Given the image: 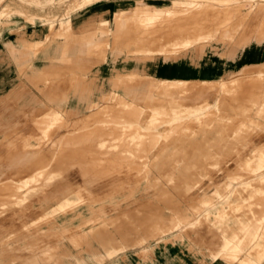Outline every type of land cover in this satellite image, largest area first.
Masks as SVG:
<instances>
[{
    "label": "crops",
    "instance_id": "1",
    "mask_svg": "<svg viewBox=\"0 0 264 264\" xmlns=\"http://www.w3.org/2000/svg\"><path fill=\"white\" fill-rule=\"evenodd\" d=\"M20 1H22L20 7H16V3L5 6L10 10V13L8 14L5 9L0 10L2 12V14H0L1 20L4 18L8 19L11 16H19L24 20V25L19 26L17 29L7 27L8 32L5 34L2 33V28L0 29L1 106L4 107L5 102L8 100L11 101L16 99V97L19 96L18 94L23 91L24 82L19 77L22 72L26 74V70L30 69L29 71L31 74L27 75H30L28 78L35 85L39 76L36 72L34 73L35 76H33V72L35 71L34 68L37 69L36 65H38L37 62L39 61L44 63V67L43 69H41L42 67L39 68L40 70L38 73L42 75L41 79L43 80V84L45 83L47 86L51 80L44 75L49 76L55 64L59 63L55 61L56 59L59 61L61 60L60 62L66 61L67 70L78 74L80 71L83 73V68L86 65H89L93 59H101L102 57L103 61L97 62V72L100 79L105 82L114 76L113 80L115 83H111L110 85L112 91H115V89H121L122 91V93L118 95L122 97V99L115 98L114 102L111 104L112 107L108 109L107 114L109 115V121L107 120L103 123H110L112 119L115 120L117 117L125 118L127 115H131L134 118L133 121L128 123L129 125L123 126L122 124V129L126 128L146 131L129 135L128 137H130L132 142L134 141V143L137 144L147 143L151 145L163 140L167 145L164 144V148L159 151L160 153L157 156H136L138 154L128 156V154L132 153H151L154 148L143 150L140 148L125 149L119 146L122 144H117L114 141L111 142L112 140H98L99 135L104 136L106 132L104 134L102 132L107 130L106 126L100 128L92 126L94 123H101L100 120L104 114L101 112L98 114L99 116L87 119L89 124L85 123L77 129V131L80 132L91 130V133L87 134L79 132L78 135L74 137H69L68 135L66 138L62 135L57 138L58 148L56 149H54V140H52L49 149H43L38 153L32 151H35L36 149L40 150L42 148H33L32 146L34 145L31 141H28L27 143V137L24 139L23 145L21 143L18 145L17 142H8V147L19 146L20 150L18 154L9 150L4 159L0 158V161L2 162L0 163V197L6 198V196H9L11 198V195L20 193L16 187L10 186L12 182L22 185L26 181L25 178H36L41 175L40 173H42V171L32 169L31 165H27L28 161L31 159L34 160V158L31 157L35 154L42 157L43 162H52V160L58 159V161H70L72 163L122 161H131L132 163L134 161L165 163L226 161L230 159L226 157H202V155L206 153H212L215 146L219 147V144H224L222 139L225 138L226 135L225 122L215 121V124H204L203 121L205 119L202 117V113L207 114L212 111L207 110V106L210 104V99L216 97L213 92L221 91L218 89L219 85H221V89L230 84V92L232 93L235 92L234 90L237 88H239V90L236 92L237 95L235 97H230L228 99L224 98L219 102L217 101V103L215 102L217 107L214 109L217 108L220 110L224 107L222 109L224 112H235L233 114L234 118L242 120L243 116L240 115L241 113L253 110V108H249L251 107V102L256 104L254 101L255 99L261 100L263 98L262 107L258 110H254V113L256 116L264 114V12H261V10L256 11L255 14L250 16L249 13L254 9H245L244 13H242L243 15L236 17L231 25L234 34L230 35V41L224 40L223 42H219L213 41V36L207 41H204V34L213 35L211 31H213L214 23H216L214 22L215 19L218 18L221 20V18L224 17L222 15H224V13L229 14L230 11H224L223 9L221 10V15H210L206 8L191 11L186 8V5L190 4L186 2L188 0L185 2L181 0H153L150 3L136 1L132 8H128L124 0H95L83 6L80 5L86 0H74L72 4L71 0H63L64 2L61 0ZM55 2L67 4L64 13L62 14V18L59 17L57 21L50 16V13L39 15L35 12L28 11L30 8L48 7ZM74 12L77 13L71 16ZM247 16H249V19H247ZM225 19H227V22L229 21V17H225ZM55 22L58 24V28L56 29ZM98 24L99 26L107 27L105 33L112 37L110 39L106 37V39L101 41V43H104L107 46L106 50L108 52L100 49L96 53V48H94V50L91 49V47L95 46L96 42L93 34H101L99 28L95 29ZM109 25H111L110 28ZM239 31L241 34L239 37H235ZM39 34H42L41 38H39ZM80 40H85L86 42L83 43L80 42ZM58 41H61V43ZM229 42H233V45H229ZM246 69L249 71L248 74L246 73ZM131 71H142L144 74L142 75ZM234 75L238 77H233ZM243 75H245V77H242ZM33 79L35 82H33ZM79 79V75L77 77H68L69 83H66L62 88L77 91L80 87L78 82ZM137 79H150L153 83L149 82V84H145L144 81H138ZM132 81L139 83L140 88L129 83ZM157 81L159 84L156 85L155 89L161 90V93L157 95L153 94L152 97L161 96L162 94V99L159 100V105L158 103H155L152 112L145 109L135 110L133 103L126 102L125 98H127V96L137 98L147 97L150 104H152L151 102L153 100L151 99L154 98L150 97V85ZM170 83H182V85L174 87L170 85ZM53 87L54 86L50 85L47 89L50 90ZM179 89L181 90L184 100H180L179 97L181 93L175 91ZM42 90H44V87H42ZM187 94L194 97V100L192 101L198 100L199 103L197 105H200V107L197 105H187L186 107ZM47 96L48 99L51 100L50 97L52 95L47 93ZM239 96L243 97L244 100L237 98ZM61 103L67 104V99ZM226 103L230 104V110ZM166 104H170V109L173 111H169L171 112L169 116L165 115L166 113L163 110V107H165ZM177 104L180 106H176ZM183 107L186 109L185 113L180 114L182 110L179 112L178 109ZM1 108L0 113H4V109ZM49 114L57 115L61 119L64 118L63 123L68 121L67 111L66 113H63V111H54ZM49 114H46V116L41 119V122L38 125H35L34 128L46 129L48 126L47 115ZM146 114H148L144 119L146 123L145 125H142V118ZM167 117L169 120H167ZM256 119L257 117H254V120L253 118H249L250 124L263 128L264 123L260 124ZM63 123L56 126V128L63 127ZM242 123L244 127H246V122L242 120ZM164 124L169 128L174 127L178 129L195 130L196 133L190 136H197L194 141L190 142L188 139H184L185 141L182 140L178 142V145L174 147L172 145L169 147L171 144L176 143L171 141L174 137H171L167 141L166 138L172 136L171 134L176 131L173 129L168 131V134L160 133L159 128L163 127ZM53 129H55V127ZM89 136L92 138L87 140ZM190 136L189 138H191ZM53 138L54 137H52V139ZM142 138H147L148 141H142ZM117 140L125 142L123 138ZM213 140L217 143H214ZM73 141L74 144L72 145ZM85 144H91L94 145V147L83 151L79 149L72 150L73 147H79ZM187 144H193L195 148H186ZM201 144H205L207 148H204ZM254 144L263 145L264 138L263 141L255 142ZM23 146V150L26 149L27 146L33 148L28 149L31 159L27 157L26 152H22ZM219 148L216 150V153L220 151ZM3 151L5 152V150ZM221 151L224 152L227 150L222 148ZM74 152L78 154V156H59V158L52 159V157H55L56 155L58 156ZM164 153H168L169 155H163ZM43 154L47 155V157H44ZM100 154H103L104 156H98ZM249 160L253 161L257 159L249 158ZM16 161L26 163L24 166L21 163L19 164L18 167H20L19 170L21 171L19 172L18 170L19 175H16L17 173L14 171L6 173L5 171L9 170H7V168L5 170L4 165L8 164L11 167L10 163ZM16 176H23V178L19 180V178H15ZM127 176H131V174L120 176L114 182L108 183L105 186L112 188L121 185L122 182L125 181L124 178ZM150 176L161 177L163 175L154 174ZM78 177L79 175L77 173H68L67 177H64L68 179L66 183L59 180V176L55 177L57 179L52 184L53 189L50 190V192L46 191L40 192V194H34V189H28V192H23L24 194L27 192L23 198H18L24 199L25 201H17L16 203H13L17 205H13L10 202L9 211H6L4 205L0 206L1 215H12V217H14L12 222H8L7 225L9 227L0 226V232L3 233V237L10 234V231H4L3 228L8 227L13 230H18V233L22 232L10 241L9 247L0 248V264H13L14 259H11V262H5L3 259L9 254L13 255L16 251L21 250H32L33 258L28 261L29 264H41L37 257L38 251L36 244L45 241L44 236H51L53 232H62L60 235L66 234L67 231H69L67 228L68 224L84 218V213L81 211L83 208L85 211H95L94 208L98 202L92 203L89 201L80 204L82 207L79 211H73V208H71L67 212H58L50 218H47L48 220L45 219L42 222H38L40 217L36 216L34 213L21 214L22 211H35V209L41 207L38 206L36 208V205L41 202H43L44 205H47L46 209L48 210L54 205L52 199L55 197L57 198L58 195L63 196L66 193H76V191L69 185H71V182L75 181ZM136 177H138V175H136ZM143 186L144 188H148V183ZM99 192L108 193L110 190L100 189ZM48 195L50 197H48ZM32 197H37V199L31 202ZM48 199L51 202H48ZM112 204L114 205V210H119L118 200L116 203L112 202ZM100 212L103 211L101 210ZM254 214L255 216L257 215L256 212ZM30 216L33 217L31 218ZM121 218H128V215L126 213H121V215L117 217L106 219V224L99 227H93L91 232L84 231L81 236L70 237V242L72 243L71 249L59 244L55 246L50 245L41 251L42 256H44L49 262L53 260L54 256H60L71 258L66 264H90L87 258L79 256L81 252H93L98 251L99 249H104L107 253L106 258L112 259L118 251H121L126 247V242H128L129 230L125 226L117 223ZM1 219L2 216L0 217V225H4L1 224ZM233 220L235 222L233 231L230 232V252L234 251L232 246L239 245L240 240L243 241L242 237H244V234L241 235L242 231L249 230L250 233H253V235L256 236L261 233L262 230H260V228L256 230L250 226L264 225L263 217L254 219L234 218ZM136 221V238H139L140 235H148L149 233H140L139 218H137ZM86 222H88V220H85L81 225L85 226L87 224ZM33 224H35L33 228L29 229ZM17 226H19V228H17ZM24 227L28 228L23 229ZM118 236H126L127 239L124 237L118 238ZM238 236L241 238H238ZM85 241L86 246L83 245ZM94 242L97 243L98 246H94ZM116 242L120 244V247L115 246ZM257 242H259L260 248L258 251L252 252L251 255L253 258L257 259L258 264H264V231L260 234ZM231 243H233V245H231ZM130 245L134 246L135 243ZM148 248L153 250V247L151 246L141 249L147 251ZM74 251H76V253ZM112 252L115 253V255L109 258L108 255ZM249 254L250 251L245 252L241 255V260L247 258V255L249 256ZM209 263L240 264V262L227 263L222 260H215L213 259V256L212 261ZM57 264L64 263L60 261ZM163 264H165V262ZM166 264L170 263L168 262Z\"/></svg>",
    "mask_w": 264,
    "mask_h": 264
},
{
    "label": "rangeland",
    "instance_id": "2",
    "mask_svg": "<svg viewBox=\"0 0 264 264\" xmlns=\"http://www.w3.org/2000/svg\"><path fill=\"white\" fill-rule=\"evenodd\" d=\"M64 2L63 0H61ZM74 0H71V4ZM116 1V0H113ZM119 1V0H118ZM127 4L128 8H132L136 1H143L145 3H150L153 0H124ZM186 1V0H181ZM190 4L186 5V8L188 10H196V9H207L208 13L210 15H221V10L224 9V11L229 10V14L222 15L224 17L220 19L216 18L214 22V27L212 34L213 35H206L204 34L203 40L207 41L209 38L213 36V41H219L223 42L224 40L230 41V35L234 34L233 29H231V25L235 21L236 17L242 16L245 11V9L253 8L249 14L252 16L256 13V11L261 10V12H264V0H188L187 1ZM12 3H16V7H20L22 1L20 0H1L0 1V10L5 9L7 11L6 13H10V10H8L5 6L6 5H13ZM24 3V2H23ZM195 3V4H194ZM200 3V4H199ZM69 4V3H68ZM88 4V3H87ZM198 4V5H197ZM86 5V3H82L80 6ZM201 5V6H200ZM67 6L65 3H57L44 7V8H30L28 11L35 12L39 15H43L46 13H50V16L55 19V21L58 20L59 17L62 18V14L64 13V9ZM197 6V7H196ZM200 7V8H199ZM222 7V8H221ZM237 8V9H236ZM234 11H233V10ZM241 10V11H240ZM260 12V13H261ZM77 12H74L71 14L74 15ZM0 14L2 12L0 11ZM208 14V15H209ZM212 17V16H211ZM229 17V21L227 22V19ZM249 16H247V19ZM246 19V20H247ZM1 20V19H0ZM7 24V25H6ZM24 25V20L19 16H11L8 19H2L0 23V29L2 28V33H7V27L12 29H17L19 26ZM111 25H109V28ZM58 28L57 22H55V29ZM99 28V32L101 34H96L95 36V46L91 47V49L94 50L96 48L95 52L99 51L100 49L106 50V45L104 43H101L102 40L112 38L111 36H108L106 32L107 27L105 26H99V24L95 27ZM95 31V30H94ZM75 32V31H74ZM241 32L239 31L238 34H236L235 37H239ZM102 37H101V36ZM206 35V36H205ZM42 34H39V38H41ZM261 36V34H260ZM255 37V36H254ZM81 38V37H79ZM61 43V41H58ZM80 42L85 43L86 41L80 40ZM210 43V42H208ZM258 43V42H257ZM207 44V43H206ZM229 45H233V42H229ZM107 51V50H106ZM108 52V51H107ZM92 55V54H91ZM56 59V58H55ZM93 59V58H92ZM56 63L55 66L52 68V71L50 75H44L47 78H50V82L46 86V84H43V80L41 79V76L39 72V68L43 69L44 63L39 61L37 62L38 65H36V68H34L33 76L36 74L39 76L36 80L35 85L31 82V80L28 78L27 74H31L29 71L30 69L26 70V74L22 72L19 76L23 82H24V89L21 91L16 97V99L8 100L5 102L4 107L0 105V108L2 107L4 109V113H0V158L4 159L6 157V154L10 150L11 152H15V154L19 153V146H11L8 147V142H17L24 144L23 141L27 137V143L28 141L32 142L34 146L33 148H42L40 150L36 149L35 151H32L34 153L41 152L43 149H49L51 147L52 140H54V149L58 148V141L57 138L64 135V138H66L68 135L69 137H74L78 135L80 131H77L79 127H81L83 124L87 122V119L94 118V116H99L98 114L103 112L102 118L100 120L101 123L104 121H109V115L107 114L108 109L112 107V103L114 102V99H122V97L118 96L122 93L121 89H115V91H112L111 89V83H115L113 80L114 76L111 77L108 81L103 82L100 79V76L97 72V65L98 61L102 62L103 58L101 59L95 58L92 60L89 65H86L83 68V73L80 71V73L76 74L75 72H71L70 70H67L66 68V61L60 62L58 59L55 60ZM63 63V64H60ZM263 67V66H262ZM131 72H137L139 74H144L142 71H131ZM248 70L246 69V73L248 74ZM80 79L79 82V89L77 91H71L63 89L62 86L66 85V83H69L68 77L78 76ZM238 77V76H233ZM242 77H245L243 75ZM232 78V77H231ZM139 79V78H138ZM137 79V80H138ZM230 80V79H229ZM41 81V82H39ZM53 81V82H52ZM138 81H144L145 84H149L150 79H141ZM33 82L35 80L33 79ZM132 85L138 86L140 88V84L137 82H129ZM137 83V84H136ZM153 83V82H151ZM159 84V82H154V84L150 85V97L153 96V94H160L161 90H156V85ZM54 86L52 89H47L48 86ZM218 87L220 92H213L214 96L209 101V105L207 106V110H212L209 113H202L204 124L211 123L215 124V121H224L226 124V135L225 138L222 139L224 144H219V147L215 146L213 148L212 153H206L202 155L203 158H212V157H226L230 158L226 161H187V162H165L160 163L161 167H153L154 165H157L156 162H145V161H134L133 163L131 161H122V162H92V163H72L70 161L62 162L57 160H52L48 162H43L42 157L35 154L36 156L32 155L31 159L29 155L28 149H33L31 147H26V149L23 150L24 146L22 147V152H26L27 157L31 160L28 161L27 165H31L32 169H38L39 171H42L40 173L42 176H38L34 178L32 182H24V184H17V183H11V187H16L18 194L11 195V198L6 196L0 197V206L4 205V208L6 211H9V204L16 203L17 201L22 202L25 201L24 199H18L23 198L25 194L28 192V189H34V194H40V192H46L53 189L52 184L56 181L59 176V180L66 183L68 179L64 178L67 177L68 173H77L79 175L78 178L75 179V181H72L71 186L73 190L76 191V193L73 194H64L63 196H67L69 198H77L79 199L78 202L73 203L69 205L65 211L56 210L55 212H50V209H46L47 205L43 202L38 203L36 205V208L38 206H41L40 208L35 209V211H22L21 214L25 213H31L35 214L36 216L40 217L38 222H42L47 218H50L51 216L55 215L58 212H67L71 208H73V211H79L81 209L84 202H98L95 205L94 210L95 211H85L84 208L81 210L83 211L84 215L82 219L75 220L73 223L68 224L67 228L69 231H67L66 234L60 235L62 232H53L51 236H44L43 242L37 243V257L40 260L41 264H57L58 262L62 261L64 264L69 262L71 258H65L60 256H54L53 260L51 262L47 261L44 256H42L41 251L45 248L49 247L50 245H61V246H67L68 248H72V243L70 242V237L72 236H81L84 231H90L93 227L101 226L106 224V219H112L114 217H117L121 215V213H126L128 215V218H121L117 221L119 225L125 226L129 230L128 235V242H126V247L118 251L117 254L112 259H107L106 251L104 249H99L98 251H84L81 252L79 255L80 257L87 258L89 260L90 264H163L170 263V264H210L209 262L212 261L213 252L217 251L219 244L221 243V233L217 229L218 225V219L216 218V214L220 211H226L230 214V232L233 231L234 228V218H264V144L263 145H256L255 142H261L264 138V127L261 128L259 126H254L250 124L249 118L257 117V122L260 124L264 123V114H260L259 116H256L254 113V110H258L262 107L263 98L255 99L254 101L256 104H253L251 102V107L253 110L249 112L241 113L240 115L243 116V121L246 122V127H244L241 119L234 118L233 112H224L221 108L218 110L216 103L217 101H221L224 98H230L235 97L237 95V91L239 88L234 90L235 92H230V84L227 87L221 88ZM42 87H44V90H42ZM154 88V89H153ZM191 88V87H190ZM192 89V88H191ZM178 93H181V90H175ZM191 92V91H189ZM47 93H50L52 96L50 97L51 100L48 99ZM190 94V93H189ZM188 95V94H187ZM186 95V107L189 106H195L199 103L198 100H194V97L191 95ZM162 96V94H161ZM161 96L152 97L154 99L150 104L149 99L146 97L143 98H137V97H128L125 98L126 102L133 103V106L136 109H145L150 110L152 112V109L154 110L155 103H158L159 100L162 99ZM191 96V97H190ZM125 97V96H124ZM149 97V98H150ZM241 100H244L243 97L239 96L237 97ZM67 99V104L61 103ZM148 99V100H147ZM180 100H184L183 95L181 93ZM247 99V98H245ZM248 100V99H247ZM257 100V101H256ZM94 102V103H93ZM149 102V106L148 105ZM216 102V103H215ZM226 105L229 107L230 110V104L226 103ZM118 106V105H117ZM170 104L165 105L163 107V110L165 111V115H168L171 113L170 110ZM180 106V105H176ZM200 107V105H197ZM221 106V102H220ZM1 108V109H2ZM180 114L185 113V107L178 109ZM222 110V111H221ZM54 111H63V113H66L67 111V117L68 121L66 123L64 122V118L60 119L59 121L55 122V124L52 126L49 122L46 129H36L34 128L35 125H38L41 122V119L46 116V114L52 113ZM173 112V111H172ZM196 114V113H195ZM148 116V114L144 115L142 120V125H145L146 121L144 120ZM233 116V117H232ZM111 119V118H110ZM133 116L127 115L125 118L117 117L115 120L112 119L110 123H94L92 126L94 127H102L106 126V131L102 132L104 136H100L98 140H112L111 142H115L119 145L121 148L125 149H148V148H154L153 152H140V153H132L128 154V156L133 154H138L136 156L144 157V156H157L161 149L164 148V144L167 145L166 142L163 140L155 143V144H137L132 142L130 140L129 135H132L133 133H143L146 131L143 130H135V129H122L123 126L129 125L128 123L133 121ZM167 120L169 118L167 117ZM256 122V123H257ZM63 123V127L56 128V126L61 125ZM185 125V124H184ZM55 127V129H53ZM53 129V133H52ZM175 129L176 132H173L171 135L166 138V141L169 140L171 137H174L172 142L176 144H171L169 147L173 145H178V142L185 141L184 139H188L190 142L195 140L194 137L190 135H194L196 133L195 130L190 129H178V128H169L165 124L163 127L159 128V132L162 134H168V131H171ZM51 131V132H50ZM91 130H84L80 133H91ZM205 132V131H203ZM47 133V134H46ZM53 134V135H52ZM31 135V136H30ZM45 135V136H43ZM39 136V137H38ZM48 136V137H47ZM189 136L191 138H189ZM52 137H54L52 139ZM123 138L125 142H120L117 139ZM47 138V139H46ZM92 138L89 136L87 140ZM102 138V139H101ZM21 139V140H19ZM96 139V138H95ZM177 140V141H176ZM107 141V142H110ZM142 141H148L147 138H142ZM221 141V140H220ZM171 143V142H170ZM74 144V141L72 145ZM204 148H207V146L201 144ZM94 145L91 144H85L83 146L79 147H73V149H79V150H88L90 148H93ZM183 148V147H182ZM186 148H195L193 144H187ZM219 148V152L216 153V150ZM224 148L227 151L222 152L221 149ZM5 150V152L3 151ZM215 150V151H214ZM75 151V150H74ZM87 154V153H86ZM78 156V154L74 153H68V154H61L56 155L55 157H52V159L61 157H71V156ZM95 155V154H94ZM163 155H169L168 153H164ZM187 155V154H186ZM44 157H47V155L43 154ZM98 156H104L103 154H100ZM51 157V156H50ZM249 158L257 159V160H249ZM260 158V159H259ZM50 160V159H49ZM0 163H2L0 161ZM26 164L25 162H11V167L8 164H3L4 168L9 171L7 172H16V175H19L18 173L21 172L19 169V164ZM259 163V165H257ZM263 163V164H261ZM1 165V166H3ZM251 167V168H249ZM22 168V167H21ZM206 169V170H205ZM19 170V172H18ZM131 174V176H127L124 178V182H122L121 185L115 186V187H106L105 185L108 183L114 182L117 178L120 176ZM154 174H160L163 175L161 177H151L150 175ZM134 175V177H133ZM135 175H138L136 177ZM15 178H19L21 180L23 176H16ZM152 179V181H151ZM157 179H160L162 182H165V184L172 183L171 180L177 181L175 184L177 187H181L180 189H185L186 185L190 186L187 190V197L183 198L180 197L179 192L178 194V202L182 203L186 210L193 209L192 206L194 202H191L190 200H198L202 199L204 200L203 208H200V211H196L193 209L194 212H192L191 218H189L187 221L181 223L179 227H175V222L168 224L162 229V226L158 225V219L157 217L152 218H144L142 221L139 219V229L141 234H148V235H140L139 238H136V220L138 216H141L144 214L143 211L146 210V207H142L144 205H148L150 203H156V204H163L160 202V198H162V194L159 192V188L157 186ZM16 181V180H15ZM51 181V182H50ZM124 183V184H123ZM148 183V188H144V184ZM80 184V185H79ZM142 184V185H141ZM173 184V183H172ZM194 187V188H193ZM23 188V189H22ZM262 188V189H261ZM109 189L110 192H103L100 193L99 190ZM31 190V191H32ZM24 191H27L25 194ZM91 191V192H89ZM3 195V194H2ZM14 196V197H13ZM177 196V195H176ZM48 197H50L48 195ZM84 197V198H83ZM18 199V200H17ZM37 197H32L31 202L35 201ZM182 199V200H181ZM119 201V210H114V203L112 202ZM181 201V202H180ZM205 201L210 202V204L205 203ZM48 202L49 201L48 199ZM52 202L54 205H56L57 198L55 197L52 199ZM203 203V201L200 203V205ZM17 205V204H13ZM73 205V206H72ZM80 205V206H78ZM196 206H199L196 205ZM15 207V206H14ZM13 207V208H14ZM54 207V206H52ZM51 207V208H52ZM142 207V208H141ZM56 208V207H54ZM140 208V209H139ZM142 209H145L142 211ZM13 210V209H11ZM103 212H100V211ZM199 210V209H198ZM206 210V211H205ZM5 211V212H6ZM139 211V213H138ZM141 212V213H140ZM257 213L255 216L254 213ZM207 213H211L208 218L204 216ZM1 224L0 226H8V222H12L14 220V217L12 215L3 216L0 213ZM58 216V215H57ZM31 218L33 216H30ZM28 218V217H26ZM155 219V220H154ZM48 220V219H47ZM85 220H88L86 222L87 224L85 226L81 225ZM150 220V221H149ZM147 222V224H146ZM152 222V223H149ZM143 223V224H142ZM35 224L32 225L29 229L33 228ZM9 227V226H8ZM3 228L4 231H10V234L5 235L3 237V233L0 232V248H6L9 247V243L11 240H13L16 236H18L20 233H18V230H13L12 228ZM152 227V228H151ZM251 228H255L256 230L260 228L262 232L264 231V225L263 226H250ZM19 228V226H17ZM28 228V227H26ZM25 227L23 229H26ZM171 229V230H170ZM28 230V229H27ZM25 230V231H27ZM168 230V231H167ZM170 230V231H169ZM259 230V231H260ZM24 232V231H23ZM168 233V234H167ZM204 234V235H203ZM244 234V237H242L243 241H239V243L242 245H246L245 253L249 246L254 247V251L259 249V242L257 240L259 239L258 236H254L253 233H250L248 231H242L241 235ZM167 235V236H166ZM124 237L127 239L126 236H118V238ZM238 238H241L238 236ZM250 244H247V241H250ZM135 243L134 246H131L130 244ZM83 245L86 246V241L83 243ZM94 246H98L97 243H93ZM233 245V243H231ZM116 247H120V244L118 242L115 243ZM153 247V250H150L149 248L147 251L141 249V248H147V247ZM99 248V247H98ZM76 253V251H74ZM33 258V252L31 251H16V253L9 254L7 257H5L3 260L5 262H11V259H14L13 264H29L28 261H30ZM214 258V257H213ZM232 259V258H231ZM241 264V263H240ZM243 264V263H242Z\"/></svg>",
    "mask_w": 264,
    "mask_h": 264
},
{
    "label": "bare ground",
    "instance_id": "3",
    "mask_svg": "<svg viewBox=\"0 0 264 264\" xmlns=\"http://www.w3.org/2000/svg\"><path fill=\"white\" fill-rule=\"evenodd\" d=\"M1 1V0H0ZM95 0H86L84 1L86 4L88 3H91ZM83 2V3H84ZM187 2V1H186ZM195 4V3H194ZM200 4V3H199ZM198 5V4H197ZM201 6V5H200ZM197 7V6H196ZM200 8V7H199ZM222 8V7H221ZM237 9V8H236ZM233 10V9H232ZM205 11V10H204ZM234 11V10H233ZM241 11V10H240ZM250 15V14H249ZM157 20V19H156ZM52 28V27H51ZM170 85L174 86V87H178V86H181L182 83H170ZM226 87V86H224ZM61 118H59V116L57 115H52V114H49L47 115V121L53 126L55 124V122L59 121ZM63 119V118H62ZM51 132V131H50ZM47 134V133H46ZM31 136V135H30ZM45 136V135H43ZM39 137V136H38ZM48 137V136H47ZM211 138V137H210ZM47 139V138H46ZM134 142V141H133ZM214 143H217L213 140ZM117 150V149H116ZM215 151V150H214ZM36 156V155H34ZM260 159V158H259ZM263 164V163H261ZM259 165V163L257 164ZM248 166V165H247ZM154 168L157 167V168H160L161 165L160 163H157V165H154L153 166ZM249 167V166H248ZM251 168V167H249ZM206 170V169H205ZM42 176V175H40ZM136 176V175H135ZM25 182H32L34 180V177H27L25 178ZM152 181V179H151ZM173 181V182H172ZM51 182V181H50ZM171 182L173 183H169L168 185L165 184V182H162L160 179H157V186H158V190L159 192L162 194V198H160V202L163 203V204H156V203H150L148 205H144L142 206L143 208L146 207V210L145 209H142L145 210L143 211L144 214L141 215V216H138V218L140 219V221H142L144 218H152V217H157L158 219V225L159 226H162V229L167 226L168 224H171V223H174L175 222V227H179L181 225V223L187 221L189 218H191L192 216V212L193 209L196 211H200V208L203 206L204 204V200H202L201 198L198 199V200H193L191 199L190 201L191 202H194V204L192 206H195L193 207V209H188L186 210V207L182 204V203H179L178 202V193L180 194V197H183V198H186L187 197V190L188 188H190V186L186 185L185 189H180L179 187H177L175 184L177 183V181H174V180H171ZM80 185V184H79ZM194 188V187H193ZM23 189V188H22ZM177 195V196H176ZM84 198V197H83ZM22 200V199H21ZM180 200V199H179ZM182 200V199H181ZM79 199L78 197L77 198H67V197H64L62 195H58L57 196V202L56 205H53L54 207L50 208V212H55L57 209L58 210H61V211H65L66 208L73 204V203H76L78 202ZM203 201V203L200 205V203ZM181 202V201H180ZM206 205L207 204H210V202L208 201H205ZM199 206H196L198 205ZM73 206V205H72ZM141 207V208H142ZM204 207V206H203ZM202 207V208H203ZM140 209V208H139ZM199 209V210H198ZM206 211V210H205ZM139 213V211H138ZM141 213V212H140ZM211 213H207L205 214L204 216H206V218H208V216H210ZM155 217V218H156ZM216 218L218 219V225H217V229L219 230V232L222 234L220 239H221V243L219 244V247L217 249V251L213 252V259L215 260H222L224 262H227V263H238L240 262L241 264H258V261L257 259L253 258L251 253L252 252H255L254 250V247L253 246H249L248 250L247 251H250V254L249 256L247 255V258L241 260L242 258L241 255H243L244 251H245V247L246 245H241V244H237L235 245L234 247L232 246V248L234 249L233 252H230V214L227 213L226 211H220L216 214ZM155 220V219H154ZM150 221V220H149ZM149 223H152V222H149ZM143 224V223H142ZM147 224V222H146ZM153 225V223H152ZM152 228V227H151ZM164 232H165V229H163ZM171 230V229H170ZM169 230V231H170ZM168 231V230H167ZM91 232V230H90ZM262 233V231H261ZM259 233L257 236L259 238L260 234ZM91 234V233H90ZM168 234V233H167ZM204 235V234H203ZM252 240L250 241H247V244L251 242ZM248 244V245H249ZM231 248V249H232ZM259 249H257L256 251H258ZM246 251V252H247ZM115 255V253H110L108 255L109 258L113 257ZM243 257V256H242ZM232 258V259H231Z\"/></svg>",
    "mask_w": 264,
    "mask_h": 264
}]
</instances>
